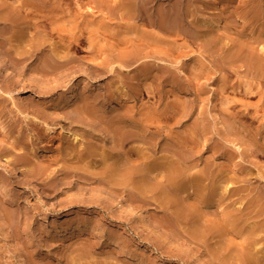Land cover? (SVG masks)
Returning a JSON list of instances; mask_svg holds the SVG:
<instances>
[{
    "label": "rangeland",
    "instance_id": "obj_1",
    "mask_svg": "<svg viewBox=\"0 0 264 264\" xmlns=\"http://www.w3.org/2000/svg\"><path fill=\"white\" fill-rule=\"evenodd\" d=\"M68 1L72 3V6L77 11H83L89 18L97 17L96 20L101 18L106 19L103 10L105 7L101 5L103 0ZM182 1H185L186 5L188 1H195L196 5L194 4L191 9L194 8L197 10L198 8L203 10L205 7L208 8L205 10L204 14L209 12V6L211 5L219 7L220 10L225 7L223 0ZM112 2L114 4L115 0H112ZM204 2L205 6H203ZM19 5V0H0V10L10 9L14 11L16 16L22 14L23 20L21 19L22 21H19V23L21 22L20 28L29 31V33L27 32L28 35L26 34L29 38L25 35V40L21 45V49L25 51H28L29 48L31 49L25 55L19 54L20 57L26 56L24 61L20 63L21 65L23 64V66H20V64L14 65L7 52H0V64L3 63L7 66L5 67L3 64L0 65V67H2L0 68V110L2 111H0V171H2L0 174H5L4 177H6V179L4 177L0 178H2L5 184L7 183L5 185L0 182V264H87L95 262L96 260L102 262L109 261L112 264L264 263V227H262L261 224L264 220V212H261L263 209L258 206V204L264 206V81L259 80L260 78L258 77L253 78L249 70L250 67L248 68V66L245 65V68H243V63L240 65V68H242H239L240 72H235L229 63L223 61L224 57H229V52L223 50L216 53L209 50H204V52L193 45L181 51L174 49L176 52L169 50L168 47L164 45L162 47L163 49L158 53H155L156 50H151V48L148 47L145 49L146 52H150L147 54L148 56L126 60L130 63L124 61L127 67H130L131 70L133 69L130 72L122 70L124 67L120 66L119 63L123 60V54L126 53L129 57L133 56L135 47L130 45V43L129 45L123 43H119V46L117 43L114 45L115 47L112 52L113 61L110 65L113 71L109 74L94 73L91 71V68L89 69V67L79 62L63 66L64 69L52 65L39 67V65L42 64L41 62L39 63V60L41 61L40 57H43L45 54L49 57L53 53V49L57 46L56 43L59 41L61 35L59 33L55 35L49 34L48 30L36 26L37 22L39 23L41 19V23H44V17L42 16L44 15V11L40 9L37 10L38 8H30L29 12L32 9L35 12L32 11L33 13L29 14V16L25 10L23 11L21 9V13L20 9L17 8ZM110 19V21H113V24L111 23L112 28L115 27L117 30L123 29L127 32L131 30V22L135 21L131 19L130 23L125 24L123 28H121L118 26V21H122L120 12L112 15ZM34 21L36 22L34 23ZM1 26L2 29L0 28V31H4L3 27L5 28V23H0V27ZM25 27L27 28L25 29ZM146 29L151 30V27H146ZM10 31L12 30H8L7 33H5L8 38L12 35ZM160 33L164 39L174 38V36H169L163 31H160ZM69 34L70 33L66 32L65 35L68 36ZM231 34L228 40L233 41L235 40L234 37H237V35L234 33ZM117 37L119 36L113 35L112 40L116 42L118 39ZM187 40L192 41L193 39L184 37V35H180V37L176 39L178 43L182 44ZM242 40H244V38H242ZM42 42H44V45ZM17 46L19 47V45ZM34 47L36 49H34ZM88 49L87 47L80 51L73 49L71 56L79 61L81 59L84 61L93 58H97L98 62L104 61L105 53ZM27 54H30V56ZM34 54L39 55L36 57ZM157 56L159 59L156 60ZM154 58L155 60H153ZM217 59H220L221 62ZM152 60L157 61L156 65L160 67L159 69H162L160 70V78H157L158 80L153 78V76L151 78V76L140 75L143 68L145 69L148 66L151 67L153 63ZM35 64L38 67H36L37 69H35ZM132 66H134L135 69ZM200 67L203 69L205 68V72L207 71L206 75L205 73L201 75L202 77H198L197 74H195L198 71L197 68ZM119 68H121V70ZM37 70L40 71L38 72ZM44 72L47 73L45 74ZM170 72L172 75H177L175 77L178 81L176 84L166 75V73L171 74ZM239 76L241 77L239 78ZM198 78H200V80H198ZM242 78L246 79L243 80ZM221 79L222 82L219 83ZM151 80H156L154 83L157 85L161 84L160 88L155 84L157 88L155 87L156 90L153 89L154 84L152 83L151 85ZM226 81L236 83V87L230 91L229 89H231V87L229 86L222 89L221 84ZM139 83L144 88V98L140 99L141 102L138 100L135 108H131L128 104L135 99H128L127 96H131L130 93H132L133 90H131L132 84ZM178 83L185 86L182 91ZM203 83L205 85H203ZM247 83L253 85L252 90L249 89L251 92L247 87H244ZM191 84L192 87L190 86ZM239 84L242 87H240ZM171 86L173 90H171ZM238 86L240 88H238ZM186 87L189 89H186ZM219 87L221 88L220 90L218 89ZM70 88L76 91L75 98L81 97L75 100L72 98L70 103L76 105L73 106L70 104L73 109L71 106L68 108H65V105H62L63 107L60 106L71 99L66 97V92L70 90ZM194 88L195 90H193ZM245 88L247 90H245ZM124 90L130 92L126 97L123 94L125 93ZM223 90L228 91L224 92ZM239 90L245 91L243 93V91L240 92ZM44 92H47V94H44ZM87 92L91 96L93 93L91 101L93 100V103L96 101L94 105H96L99 111L104 110L105 112H111L113 104L116 102L118 103L123 95V98L129 102L126 101L128 104H125L126 108L124 106V109L122 108L121 111L129 110V108L133 109L132 111L129 110L130 112L127 111V113L134 114L135 112L134 115H136V117L140 116L137 111L144 110L149 112L153 107L161 108L160 111L162 115L160 117V126L163 130L161 134V144L163 145L164 142H168L166 136L169 134H173L177 138L175 140H178L179 143L183 144L182 142H184L186 144L184 147L185 151L187 154L189 153L187 156L189 158L187 159L189 162L188 165L192 166V168H188L187 171L189 173H187L188 175L186 174V178L188 176L191 178L193 174H200L202 172L203 176L206 177L205 183L200 186L192 187L190 189V192L192 191L191 193L189 190H185L183 192L184 194L181 192L184 196L182 197L178 190L177 192L168 185L166 178L159 177L157 180L153 178L148 181V185L156 184L155 182L159 181L164 189H162L158 195L157 193L155 195H153L154 193L152 195L149 193L151 196L148 194L150 197L144 196L141 201V199L137 198V200H133L132 193L129 194L128 189L126 190L122 186V188L120 186L111 188L109 184H102L99 181L84 177V181H82L83 178L76 175L74 171H80L79 173L84 175L86 173L77 167V169L70 167L71 173L68 174L69 177L62 174L63 172L60 169L63 165H75L76 163L66 162L65 164L64 157L61 154L63 149L59 146H61L63 142L70 143L75 140V143H78L80 141L81 134L77 131H82L83 133L81 129L85 125L77 123L76 120L75 123L73 119L74 116H72L73 121L69 119H71V114L76 115L77 112L82 111L80 104H82V98L88 96ZM145 92L147 94H145ZM46 96L48 98H46ZM44 98L49 101H45ZM66 98L69 100L65 101ZM54 99L58 100L59 103ZM42 100L46 102V107L44 106L45 103L42 104ZM52 100L55 103L52 102ZM61 100L63 103L60 102ZM78 100L81 103H79ZM73 101L78 104H75ZM233 101L236 103H233ZM193 102L194 104H192ZM182 103H184V105ZM54 104V108L56 109L53 108ZM56 106H59V108L61 107V109ZM229 107H233L232 111ZM62 108L65 111L62 110ZM75 109L77 110V112L74 111L76 114L73 112ZM228 109L230 110L228 111ZM236 110H239V113L235 114ZM67 112L73 113L68 114ZM230 114H232V116ZM64 117H69V119ZM202 121L205 122V125ZM197 123H200L198 124L199 126H197ZM105 124L106 122H103L102 126H105ZM207 125L210 126V128ZM49 126L54 128L55 131H47ZM78 126L80 129L77 128ZM100 127L101 124L97 122L94 123V129H92V131L95 132V135L92 136L94 140L89 138V140L85 139L84 145L87 146L89 143L92 146L95 145L98 147L99 153L109 151L108 155L110 156L117 153L116 149L110 150V148H112L111 143L105 141V138H108L106 136L109 132H99ZM206 127L207 129H205ZM75 135L79 137L77 140ZM100 135L103 137L100 138ZM86 141L90 142L87 143ZM96 141L97 143H95ZM140 141L138 139L133 140L134 144L143 145V142ZM133 142H131V144H133ZM106 143L108 144L106 145ZM25 144L26 147L24 146ZM102 145L105 147H102ZM144 147L147 148V155L150 153L156 155L154 154L155 151H153L154 148H150L148 144ZM57 149H59V151ZM162 149L163 147H160L158 152ZM164 149L165 150L159 152L160 155L167 156V152L171 154V150L169 151L168 147ZM177 150L179 153V149ZM51 153L54 154L52 155ZM26 157L28 159H25ZM95 158V160L92 161V163L94 162L95 164L94 169L101 170L104 166L99 163L102 157L96 156ZM134 158L135 156L133 159ZM8 159L11 160L9 161ZM22 159L23 162H20ZM133 163L138 164V161L134 159ZM133 163L131 164L134 165ZM193 164L195 166H193ZM9 166L13 167L16 173ZM190 168L191 170H189ZM209 168L211 171H214L210 172ZM61 177L65 179L63 180ZM209 177L210 180L208 179ZM49 179L50 182H48ZM56 179L59 180L56 181ZM60 180H62L61 182L63 184L60 183ZM51 181H53V183ZM86 181L87 183H85ZM221 182L222 187L218 190L215 189L213 184H221ZM210 183L212 184L210 185ZM1 184L4 185L1 186ZM227 186L229 188H226ZM208 187L213 189L211 190ZM175 192L178 194H174ZM79 193H82V196ZM129 195H131V197ZM128 196L129 199H127ZM175 196L181 200V203L183 201V206L180 204V201H172L177 199ZM199 196L201 199H199ZM257 196L263 197L261 199L262 201H252ZM131 199L133 201H131ZM10 200L12 202H10ZM160 202L163 203L164 207ZM164 202L166 204H164ZM122 203H128L127 205L129 207H122ZM135 203L138 204L136 205ZM179 205L181 207H179ZM16 207L18 209H16ZM248 208L252 209L250 210ZM167 209H169L172 214H170ZM253 209L255 213L252 214ZM183 211L185 212L183 213ZM192 212L194 213V217ZM141 215H143V218ZM168 216L171 217L170 220ZM262 217L263 219L261 220ZM143 219H145V221H143ZM194 221H197L196 224ZM67 260L71 261L68 262Z\"/></svg>",
    "mask_w": 264,
    "mask_h": 264
},
{
    "label": "bare ground",
    "instance_id": "obj_2",
    "mask_svg": "<svg viewBox=\"0 0 264 264\" xmlns=\"http://www.w3.org/2000/svg\"><path fill=\"white\" fill-rule=\"evenodd\" d=\"M19 1H20V5L17 8H19L20 11H21V9L23 11L25 10L27 12V15L32 14L33 12H35V11H33L34 8L35 9L38 8L37 10L40 9V10L44 11L43 12L44 15H42L44 17V23L43 22L41 23V20H42L41 19V20H39L40 21L39 23L37 22L36 26L42 27L43 29L48 30L49 34L51 33L52 35L53 34L55 35V34L59 33L61 35L59 41L56 43L57 46L55 47V49L52 48L53 49V53L51 52L52 54L49 57L46 54H45L46 56L43 55V57H40L41 61L39 60V63L41 62L42 64L39 65V67L40 66L47 67V66H51L52 65V66H57L60 69H61V67L64 69L63 66L70 65V64H72L74 62H79V63H82L85 66L89 67V69L91 68V71L94 72V73L99 72L100 74H109L111 71H113L111 69L110 65H111V62L113 61L112 60L113 59L112 58V52H113V49L115 47L114 45H116V43H117V45L119 43L120 44L123 43V44H128L129 45V43H130V45H133V47H135L133 56L129 57L128 54L125 53V54H123L124 57H122L123 60H121V62H119L120 66H123L125 68V69L123 68L122 70H127V71L130 72L133 69L131 70L130 67H127L124 64V61L129 60L131 58L138 59V58H144V56H148L147 54L150 53V52H146L145 51V49L148 48V47L151 48V50L152 49L156 50L155 53L156 52L158 53L160 50L163 49L162 47L164 45H165V47H168V49L171 50V51H174V49H178L179 51H181L182 49L183 50L185 48L188 49V48H190L193 45V46H197L200 50H203V51L204 50H206V51L209 50V51H211L213 53H216V52L222 51V50L229 52V54H230L229 57H226V58L224 57L223 61H225L226 63H229L231 65V67L235 70V72H237V73L240 72V69H242V68H240V65H241V63H243V68H245L244 67L245 65L248 66V68L250 67L249 70H250L251 75L253 76V78L254 77H258V78H260L259 80L264 81V0H259V1H251V0H223L224 3H225V7L222 10H220L219 7L211 5V6H209L210 10H209V12L207 14H204L205 10L208 9L206 7L203 10L202 9H198V8H197V10L194 9V8L191 9V7L194 6L195 1H192V2L188 1L187 5H186V2L182 1V0H115L114 4H113L112 0H105V1L103 0V3L101 5H104V7H105V9H103V10H104V15H105L104 17L106 19L101 18L99 20H96L97 17L89 18L88 15L86 13H84L83 11H77L72 6V3H70V1H68V0H19ZM208 2H210V1H208ZM203 6H205V2L203 4ZM206 6H208V5H206ZM30 8H33V9L29 12ZM200 8H202V7H200ZM119 12L122 15V21H118V26L119 27L123 28V26L125 24H128V23L131 22V19L135 20V21L131 22V25L129 24L130 27H131V30H128V32L123 30V29H118L117 30L115 27L112 28V24H113L112 22L113 21H110L111 20L110 18L112 17V15H115V14H117ZM16 13H17V11H16ZM21 13H22V11H21ZM126 17H128V18H126ZM22 18H23L22 14L16 16L14 11H11L10 9H1L0 10V23H5V28L3 27L4 31H2V30L0 31V52H7L9 57L11 58V62H13L14 65L15 64L19 65L20 63H22V61H24V59L26 57V56L20 57L19 54H24L25 55L29 50H31L29 47H27V48H29L28 51H25V50L21 49V45L23 44V42L25 40L24 37L27 34V32L29 33V31L23 30V29L20 28V25H21L20 23L21 22L19 23V21ZM35 22L36 21H34V23ZM38 27H36V28H38ZM146 27L147 28L151 27V30L146 29ZM0 28L2 29V26ZM26 28L27 27H25V29ZM8 30H12V31H10L12 33L10 38H8L7 35L5 34V33H7ZM160 31L165 32V34H168L169 36L172 35V36H174V38L173 39H164V37H162L160 35L161 34ZM66 32L70 33V34L68 36H66L65 35ZM231 33H234V34L237 35V37H234L235 40H233V41L232 40H228L229 36L232 35ZM113 35L114 36L115 35L119 36V37H117L118 39H117L116 42L112 40ZM180 35H184V37H188V38L193 39V40L192 41L187 40L184 44L178 43L176 41V39L178 37H180ZM242 38H244V40H242ZM26 40H27V38H26ZM37 40H39V39H37ZM39 41H41V40H39ZM8 43H9V45H8ZM42 43L44 45V42H42ZM17 45H19V47ZM45 45H47V44H45ZM37 46H35V47H37ZM35 47H34V49H36ZM85 47H87V48H89V49H91L93 51H97V52L99 51V52L105 53L106 55H105L104 61L103 62H98L97 58L96 59L95 58L87 59V60H84V61H82L83 59H81L79 61L78 59H76L73 56H71V54L73 53V51H72L73 49H77V50L80 51L81 49L84 50ZM77 50H74V51H77ZM117 50H118V47H117ZM93 51H92V55H93ZM174 52H176V51H174ZM7 53H4V54H7ZM38 53H39V51H38ZM42 54H44V53H42ZM100 54H102V53H100ZM32 55H33V53H32ZM34 55H36V57H38L37 55H39V54H34ZM224 55H225V53H224ZM28 56H30V54ZM91 57H93V56H91ZM12 59H14V60H12ZM157 59H159L158 56L156 57V60ZM171 59H173V58H171ZM153 60H155V58ZM217 60H220V59H217ZM9 61H10V59H9ZM6 62H7V60H6ZM126 62H129V61H126ZM220 62H221V60H220ZM2 64H0V65H2ZM156 64H157V61H153L151 67L148 66L145 69L143 68V70H142L140 75L151 76V78L153 76V78H155V79L160 78V76H161V71L160 70H162V69H159L160 67L157 66ZM4 65L5 64H3V66ZM11 65H12V63H11ZM163 65H164V63H163ZM172 65H174V64H172ZM20 66H23V64L22 65L20 64ZM134 66H132V67H134ZM5 67H7V66L5 65ZM36 67L37 66L35 64V69L38 68V67L37 68ZM137 67H139V66H137ZM0 68H2V67H0ZM19 68H21V67H19ZM24 68H25V65H24ZM33 68H34V66H33ZM119 69L121 70V68H119ZM134 69H135V67H134ZM204 69L201 68V67L197 68L198 71L195 74H197L198 77H200L204 73L206 75L207 71L205 72ZM51 70H54V69H51ZM37 71L39 72L40 70H37ZM104 71H105V73H104ZM183 72H184V70H183ZM250 72H248V73H250ZM41 73H43V72H41ZM231 73H233V72H231ZM166 75L171 78L170 80H172L173 83L175 82V84H176L178 82L177 79H175V77L177 75L176 76L172 75V73L171 74L166 73ZM240 77L241 76H239V78ZM151 78H149V79H151ZM245 79L246 78H244L243 80H245ZM198 80H200V78H198ZM155 81L156 80H151V85H152V83L154 84V88L153 89H155L156 86H158V88H160L161 84L157 85L156 83H154ZM179 81H182V80H179ZM253 81H255V80H253ZM220 82H222V79L219 81V83ZM248 82H249V80H248ZM155 84H156V86H155ZM132 85L133 86L130 85L131 86V90L133 89L132 93H130L127 90L126 91L124 90L125 93H123V94L126 97L127 94L130 93V95L132 97L131 96H127L128 99L129 98H133L135 100L132 101V102H129L128 100L123 98L124 97V95H123L121 100H119L118 103L116 102L117 104L116 103L113 104L111 112L110 111L109 112H107V111L105 112L103 109L102 110L104 112L103 111H99L98 108L96 107V105H94V103L96 101L94 103L92 102L93 100L91 101V98H93L92 97L93 93H92V96H91L88 92H87L88 96L83 97L82 98L83 99L82 100V104H80L82 111L77 112L76 109L73 110V112L74 111L77 112V114H76V112H74L76 115H74V114L72 115L71 113H73V112H67L68 114H71V116L68 115V116H70L71 119H69V117L68 118L64 117V118L72 120V121L74 119V122L76 120L77 123H80V124L82 123L85 126H83L82 129H81V130H83V133H82V131H77V130L80 129L79 126H81V125H79L77 127L79 129L76 128L77 129L76 131L80 132V134H81L80 139H79L80 141L78 143L77 142L75 143V140H74V142H70V143H64L62 141L63 143L61 144V146H59L61 149H63V152L61 154L64 157V163L65 164H66V162H73V163L75 162L76 163L75 165H63L62 168L60 169L63 172L62 174H64L65 176H68V174L71 173L70 172L71 171L70 167L75 168V169L79 168L80 170H83L86 174L84 175V174L79 173L80 171L77 172V171L73 170L74 173H76V175H79L82 178L84 177V178H87V179H90V180L92 179V180L99 181L102 184H109L111 186V188H113V187L115 188L117 186H120V187L122 186L126 190L128 189L129 194L132 193L131 195L134 198L133 200L141 199V201H142L143 197L144 196H148L149 193L151 195L153 193H154L153 195H155L157 193V195H158L162 191V189H164V188H162L163 186L161 185V183L159 181L158 182L154 181L156 184L148 185V181L152 180L153 178H154V180H157L159 177L166 178V181H167L168 185L172 189H174L176 191L178 190L180 193L181 192L183 193L185 190L186 191L189 190V192H190V189L192 187L203 185V183H205V181H206V177L203 176L202 172L200 174H197V173H195L193 175L191 174L192 175L191 178L189 176L186 178V174L189 173L187 170H188L189 167L192 168V166L188 165L189 162L187 161V159H189V158L187 156H188L189 153L187 154V152L185 151L184 147L186 146V144L184 142H182L183 144L179 143L178 140H175L177 138L173 134H172L173 136L169 134V135L166 136L168 142H164L163 145L161 144V140H162L161 139V134L163 133L162 132L163 131L162 127L160 126V120H161L160 117L162 115L161 111H160L161 108L159 109L158 107H153L152 106L153 109L151 111H149V112L148 111H144V110L137 111L139 113V115H140L139 117H136V115H134L135 112H134V114L133 113L132 114L127 113V111L130 112L133 109L129 108L130 111L126 110V109H125L126 111H121L122 108L125 106V104H128L126 101L129 102V104H128L129 107L135 108L136 103H138V100L144 98L143 97V95H144L143 94V92H144L143 86L140 83L139 84H132ZM178 85H179V87H181V89H180L181 91H182L183 88H185V86L183 84H181V83L180 84L178 83ZM203 85H205V84L203 83ZM190 86L192 87V84ZM200 86H202V85H200ZM227 86L231 87V89H229V91H230V90H232L233 88L236 87V83H233L232 81H226L225 83L221 84L222 89L226 88ZM239 86H240V84H239ZM239 86H238V88L242 87V86H240V87ZM252 86L253 85H251L249 83L244 85V87H247L248 90L249 89L252 90V88H253ZM38 88H39V86H38ZM73 88L72 89L70 88V90H68V91L66 90L67 92L65 91L66 92V97L71 98V99L69 100L68 98H66L65 101L66 100H69V101L68 102L66 101L65 104H61V103H63L62 100H61L60 101L61 102L60 106L65 105L64 107L68 108L69 106L73 105V103H70L72 98H74V100L79 98L77 96H76L77 98H75L76 91ZM162 88H163V86H162ZM258 88H260V87H258ZM54 89H52V90H54ZM186 89H189V88L186 87ZM218 89L220 90L221 88L219 87ZM247 89L245 88V90H247ZM42 90H43V88H42ZM171 90H173L172 86H171ZM193 90H195V88ZM255 90H257V89H255ZM225 91H228V90H225ZM236 91H238V90H236ZM239 91L242 92L243 90L242 91L239 90ZM244 91H243V93H244ZM47 92H48V90H47ZM47 92H44V94L45 93L47 94ZM81 93H82V91H81ZM81 93H79V94H81ZM247 93H249V92H247ZM42 94H43V92H42ZM48 94H50V93H48ZM145 94H147V93L145 92ZM246 95H248V94H246ZM220 97H221V94H220ZM46 98H48V97L46 96ZM180 98H178V99H180ZM94 99H95V96H94ZM44 100H45V98H44ZM45 101L48 102L49 100L47 99ZM45 101H43V103L41 101L40 102L42 104L45 103L44 106L46 107V102ZM55 101L58 102V100H55ZM228 101H229V99H228ZM52 102H54V101L52 100ZM76 102H77V100H76ZM78 102L81 103L79 100H78ZM139 102H141V100ZM263 102H264V100H263ZM233 103H236V102L233 101ZM75 104H78V103H75ZM98 104H99V102H98ZM182 104L184 105V103H182ZM185 104H187V103H185ZM192 104H194V102ZM47 106H50V105H47ZM54 106H55V104L53 105V108H54ZM73 106H76V105H73ZM187 106H186V108H187ZM56 107L59 108V106H56ZM125 108H126V106H125ZM229 108H231V107H229ZM232 108H231V111H232ZM54 109H56V108H54ZM59 109H61V107ZM72 109H73V107H72ZM127 109H128V107H127ZM221 109H223V108H221ZM62 110H64V109L62 108ZM229 110L230 109H228V111ZM45 111H46V109H45ZM238 111L236 110L235 114L239 113ZM230 115L232 116V114H230ZM45 116H47V115H45ZM66 116H67V114H66ZM72 116H74L73 119H72ZM233 117H235V116H233ZM204 119H205V116H204ZM210 120H212V119H210ZM39 121H40V119H39ZM95 122H97L98 124H101L99 132H101V133H102V131L103 132H109V134L107 133L108 135L106 136L108 138H105V141H108V142L111 143L112 148H110V150H112V149H116L117 150V153H115L116 155L115 154H113L111 156L108 155L109 151L108 152H102L101 151L102 153H99L98 147L95 146V145L92 146L89 143L90 141L89 142L86 141L87 143H89L87 146L84 145L85 144V139H87V140L92 139V136L95 135V132L92 131V129H94L93 125H94ZM103 122H106L105 126H102ZM202 122H203V124L205 123L204 121H202ZM200 123H197V126H199L198 124H200ZM98 126H100V125H98ZM208 127L210 128V126H208ZM205 129H207V127ZM48 130L55 131V129L52 128L51 126H49L47 128V131ZM194 131H196V130H194ZM51 134H53V133H51ZM195 134H196V132H195ZM76 135H75V138L77 140L79 137H77L78 135L77 136ZM177 136H178V134H177ZM102 137L100 135V138H102ZM75 138H73V139H75ZM97 139H99V138H97ZM135 139H138L139 141L142 140L140 142H143V145L134 144L133 140H135ZM92 140H94V139H92ZM131 142H133V144H131ZM95 143H97V141ZM107 144L108 143H106V145ZM146 144H148L150 148H154L153 151H155L154 154H156V155H152L153 153H150L149 155H147V148H146L147 146L144 147ZM21 145H23V144H21ZM103 145H102V147H105ZM24 146L26 147V144ZM160 147H163L162 150H165L164 148L168 147L169 148L168 150L169 151L171 150V154L166 151L167 152V156L166 155L165 156L160 155L159 152L162 151L161 150V151L158 152ZM56 148H58V147H56ZM56 148H55V150H56ZM177 149H179V153H178ZM57 150L59 151V149H57ZM24 151H25V148H24ZM113 151H115V150H113ZM111 154H112V151H111ZM47 155H49V154H47ZM120 155H121V157H120ZM193 155H195V154L193 153ZM22 156H24V155H22ZM96 156L102 157V160L99 163L103 164L104 166H103V168L101 170L94 169L95 168V164H94V162L92 163V161L96 159L95 158ZM134 156H135L134 159L138 161V164H134L133 163V160H134L133 157ZM5 157H7V156H5ZM60 157H61V155H60ZM195 157H196V155H195ZM25 159H28V158L26 157ZM52 159H53V156H52ZM8 160L10 161L11 159H8ZM20 162H23V159H22V161L20 160ZM55 162H57V161H55ZM131 163H133L134 165H132ZM29 166H31V165H29ZM193 166H195V165L193 164ZM10 168L16 173V170L13 169V167H10ZM42 168H43V166H42ZM191 168L189 170H191ZM201 170H202V168H201ZM212 171H214V170H212ZM212 171L210 169V172H212ZM0 172L2 173V171H0ZM228 173H230V172H228ZM216 174H218V173H216ZM4 175L0 174V177H4ZM212 175H213V173H212ZM224 175H226V174H224ZM73 176H75V175H73ZM70 177H71V175H70ZM4 178L6 179V177H4ZM76 178H78V177H76ZM84 178H83V180L82 179L81 180L84 181ZM61 179H63V178L61 177ZM79 179H76V180H79ZM87 179H85V180H87ZM208 179L210 180V177ZM1 180H2V178H0V182L4 183V181L3 180L1 181ZM57 180H59V179H56V181ZM46 181H48V180H46ZM61 181L62 180H60V183H62ZM48 182H50V179H49ZM51 182L53 183V181H51ZM85 183H87V181ZM212 183H210V185ZM83 184H84V182H83ZM3 185L1 184V186H3ZM49 186H52V185H49ZM55 186H56V184H55ZM204 186H205V184H204ZM213 186L215 187V189L218 190L219 188L222 187V182H221V184H216V185L214 183ZM164 187H165V185H164ZM226 188H229V187L227 186ZM165 189H166V187H165ZM194 189H196V188H194ZM209 189H211V187ZM177 192H175L174 194H176ZM198 192H199V188H198ZM182 193H181V195H182V197H184L183 196L184 193L183 194ZM194 193H195V191H194ZM215 193H214V195H215ZM79 194H81V196H82V193H79ZM83 194H85V193H83ZM196 194H198V193H196ZM131 195H129V196L131 197ZM129 196H128L127 199H129ZM150 196H148V197H150ZM260 196H257L252 201H262L261 199L263 197H260ZM172 197H170V198H172ZM166 198H168V197H166ZM175 198H177V197L175 196ZM204 198H206V197H204ZM157 199H158V197H157ZM199 199H201V197ZM202 199H203V197H202ZM16 200H17V198H16ZM133 200L131 199V201H133ZM172 201H176V202L180 201V204L183 206V204H182L183 201L181 203V200L178 199V198L176 200H172ZM10 202H12V201L10 200ZM17 203H18V201H17ZM14 204L18 205L16 203H14ZM127 204L122 203V207H124V208L129 207ZM148 204H149V202H148ZM161 204L163 205V203H161ZM164 204H166V203L164 202ZM171 205H173V204H171ZM255 206H256V204H255ZM258 206L262 207L263 210H261V209L260 210H261V212L262 211L264 212V206H261V204H258ZM20 207H21V205H20ZM163 207H164V205H163ZM179 207H181V206L179 205ZM13 208H15V207H13ZM241 208H242V206H241ZM16 209H18V208L16 207ZM248 209L251 210L252 208H248ZM167 210L169 211V209H167ZM250 210H249V212H250ZM241 211H242V209H241ZM253 211H254V209L252 210V214L255 213ZM174 212H175V210H174ZM184 212L185 211H183V213ZM257 212H259V211H257ZM167 214H169V213H167ZM170 214H172V213L170 212ZM179 215H178V217H179ZM192 215L194 217V213ZM141 217L143 218V215H141ZM263 217L261 218V220L263 219ZM170 218L171 217H169V220H170ZM187 218H189V217H187ZM143 221H145V219H143ZM166 222H167V220H166ZM196 222L194 221L195 224H196ZM263 222H264V220L262 221V223L260 222L262 224V227H264V223ZM178 224H179V222H178ZM261 224H259V225H261ZM175 226H176V223H175ZM173 228H175V227H173ZM189 232H190V230H189ZM234 254H236V253H234ZM261 256H262V254H261ZM74 259H75V257H74ZM70 261H68V262H70ZM92 261H93V259H92ZM63 262H65V261H63ZM23 264H25V263H23ZM66 264H69V263H66ZM87 264H112V263L109 262V261H107V262L103 261L102 262V261H97L96 260L95 262H90V263H87ZM260 264H264V263L262 262Z\"/></svg>",
    "mask_w": 264,
    "mask_h": 264
}]
</instances>
